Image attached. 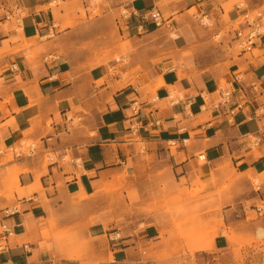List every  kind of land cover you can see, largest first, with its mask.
I'll return each instance as SVG.
<instances>
[{
  "label": "crops",
  "instance_id": "obj_1",
  "mask_svg": "<svg viewBox=\"0 0 264 264\" xmlns=\"http://www.w3.org/2000/svg\"><path fill=\"white\" fill-rule=\"evenodd\" d=\"M110 1L128 13L0 0V264H138L177 221L208 237L222 220L216 247L264 229L246 221L264 201V35L233 39L247 6Z\"/></svg>",
  "mask_w": 264,
  "mask_h": 264
},
{
  "label": "rangeland",
  "instance_id": "obj_2",
  "mask_svg": "<svg viewBox=\"0 0 264 264\" xmlns=\"http://www.w3.org/2000/svg\"><path fill=\"white\" fill-rule=\"evenodd\" d=\"M239 4L246 5L251 9L264 8V0H238ZM64 2L58 3L63 5ZM82 15H86L82 5L80 6ZM112 8V9H110ZM109 10L117 14L127 10L121 5L115 8L110 0H91L88 8L90 16L102 15ZM204 22H208L205 18ZM52 156V154H49ZM11 158V154L8 155ZM47 159V158H46ZM253 178L251 177V180ZM253 180H258L254 178ZM197 189H194L196 192ZM254 210L246 212V221L249 222L255 216ZM195 217V215H194ZM183 221H177L178 228L176 236L164 238L163 243L158 249H141V259L138 264H264V229H259L256 234L243 229L230 232L224 231L229 242L222 247L213 244L218 225H223L222 220H216L213 226L208 228L209 236L201 232H184L180 229ZM216 224V225H215ZM180 239H192V242L180 243Z\"/></svg>",
  "mask_w": 264,
  "mask_h": 264
},
{
  "label": "built area",
  "instance_id": "obj_3",
  "mask_svg": "<svg viewBox=\"0 0 264 264\" xmlns=\"http://www.w3.org/2000/svg\"><path fill=\"white\" fill-rule=\"evenodd\" d=\"M61 1L62 0H51L53 4H58ZM123 13L125 14V12H122V14ZM148 14L152 21L155 23V25L160 26L164 23L163 16L158 9L151 8L148 11ZM236 19L237 25L233 29L234 45L236 49L240 52L250 51L252 50L253 45L259 39V37L264 35V8L260 7L256 9H251L249 7H246ZM50 56L58 58L56 54ZM45 59H47V57H45ZM220 90L221 100L219 102H226L227 100H229L232 96V91L223 89L222 86L220 87ZM241 106L242 103L237 104V107ZM133 110L138 111V109H136L134 106ZM155 123L159 124V121L157 120L155 121ZM33 150V144L26 140H22L17 145H13L10 147V151L14 156L29 154ZM2 152L3 150L0 149V153ZM252 185L255 191L259 192L261 190V183L258 180H253ZM254 208L256 214L264 215V201H261L260 203L255 205ZM5 211L8 213L12 212L11 209H6ZM1 227L5 232V236L12 234V228L6 223H2ZM120 237V233L114 231L111 236V239H118Z\"/></svg>",
  "mask_w": 264,
  "mask_h": 264
}]
</instances>
